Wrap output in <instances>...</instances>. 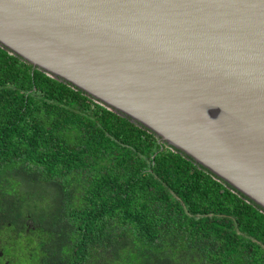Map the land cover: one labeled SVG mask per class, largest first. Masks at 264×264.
<instances>
[{
	"label": "trees",
	"instance_id": "1",
	"mask_svg": "<svg viewBox=\"0 0 264 264\" xmlns=\"http://www.w3.org/2000/svg\"><path fill=\"white\" fill-rule=\"evenodd\" d=\"M1 229L22 264H264L260 207L0 46Z\"/></svg>",
	"mask_w": 264,
	"mask_h": 264
},
{
	"label": "water",
	"instance_id": "2",
	"mask_svg": "<svg viewBox=\"0 0 264 264\" xmlns=\"http://www.w3.org/2000/svg\"><path fill=\"white\" fill-rule=\"evenodd\" d=\"M0 46L264 211V0H0Z\"/></svg>",
	"mask_w": 264,
	"mask_h": 264
},
{
	"label": "flooded vegetation",
	"instance_id": "3",
	"mask_svg": "<svg viewBox=\"0 0 264 264\" xmlns=\"http://www.w3.org/2000/svg\"><path fill=\"white\" fill-rule=\"evenodd\" d=\"M7 235L5 230H0V264H19V257L15 251L12 255L5 252L7 243Z\"/></svg>",
	"mask_w": 264,
	"mask_h": 264
},
{
	"label": "rangeland",
	"instance_id": "4",
	"mask_svg": "<svg viewBox=\"0 0 264 264\" xmlns=\"http://www.w3.org/2000/svg\"><path fill=\"white\" fill-rule=\"evenodd\" d=\"M19 263H21V260H19ZM34 263V260L33 259H30V258H24V264H33Z\"/></svg>",
	"mask_w": 264,
	"mask_h": 264
}]
</instances>
